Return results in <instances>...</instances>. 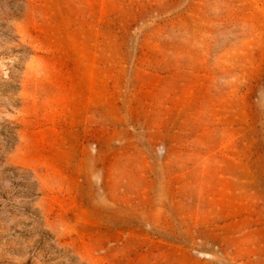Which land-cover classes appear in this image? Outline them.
Masks as SVG:
<instances>
[{
	"label": "rangeland",
	"instance_id": "rangeland-1",
	"mask_svg": "<svg viewBox=\"0 0 264 264\" xmlns=\"http://www.w3.org/2000/svg\"><path fill=\"white\" fill-rule=\"evenodd\" d=\"M0 264H264V0H0Z\"/></svg>",
	"mask_w": 264,
	"mask_h": 264
}]
</instances>
